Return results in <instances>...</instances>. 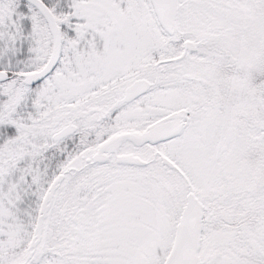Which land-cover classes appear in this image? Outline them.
Listing matches in <instances>:
<instances>
[{
	"label": "snow or ice",
	"instance_id": "1",
	"mask_svg": "<svg viewBox=\"0 0 264 264\" xmlns=\"http://www.w3.org/2000/svg\"><path fill=\"white\" fill-rule=\"evenodd\" d=\"M0 264H264V0H0Z\"/></svg>",
	"mask_w": 264,
	"mask_h": 264
}]
</instances>
